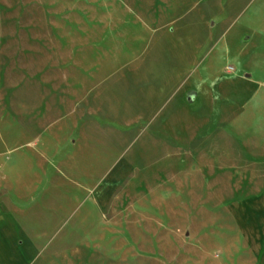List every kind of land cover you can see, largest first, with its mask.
Returning <instances> with one entry per match:
<instances>
[{"label":"rangeland","instance_id":"1","mask_svg":"<svg viewBox=\"0 0 264 264\" xmlns=\"http://www.w3.org/2000/svg\"><path fill=\"white\" fill-rule=\"evenodd\" d=\"M262 118L264 0H0L21 264H259Z\"/></svg>","mask_w":264,"mask_h":264},{"label":"crops","instance_id":"2","mask_svg":"<svg viewBox=\"0 0 264 264\" xmlns=\"http://www.w3.org/2000/svg\"><path fill=\"white\" fill-rule=\"evenodd\" d=\"M260 122L264 125V118ZM251 132L264 137V126L253 128ZM6 193V189H0V264H21L34 246L20 215L3 201ZM255 198H250L252 205H255ZM261 215L260 221L256 222L254 219L245 220L240 211L237 214L244 238L257 252L259 264H264V202L261 204Z\"/></svg>","mask_w":264,"mask_h":264}]
</instances>
